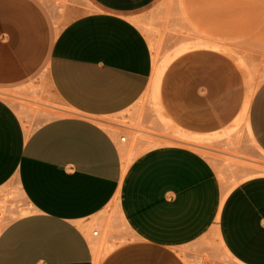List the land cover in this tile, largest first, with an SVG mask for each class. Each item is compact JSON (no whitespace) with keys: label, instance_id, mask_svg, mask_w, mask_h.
I'll list each match as a JSON object with an SVG mask.
<instances>
[{"label":"crops","instance_id":"1","mask_svg":"<svg viewBox=\"0 0 264 264\" xmlns=\"http://www.w3.org/2000/svg\"><path fill=\"white\" fill-rule=\"evenodd\" d=\"M155 1L68 0L60 12L55 0H0V264H94L87 229L110 206L99 264H264V174L222 199L213 164L178 139L137 151L124 175L119 141L97 121L150 88L153 49L136 16ZM234 67L202 48L171 61L161 99L184 133L239 116ZM32 87L62 108L28 132L4 94ZM248 124L264 151V82Z\"/></svg>","mask_w":264,"mask_h":264},{"label":"rangeland","instance_id":"2","mask_svg":"<svg viewBox=\"0 0 264 264\" xmlns=\"http://www.w3.org/2000/svg\"><path fill=\"white\" fill-rule=\"evenodd\" d=\"M67 1L55 0L60 12ZM79 1L90 8L89 0ZM136 21L161 62L177 47L195 43L190 44L193 45L190 49L213 50L233 61L234 80L243 87L245 102L264 82V0H156L138 12ZM160 82L156 93L150 85L147 93L125 113L103 118L113 126L107 129L117 138L120 148L128 151L130 162L139 150L160 141L180 139L213 164L225 191L263 172L264 151L250 135L246 122L232 126L238 117L221 131L208 135L210 137L193 136L184 140V129L162 103ZM38 90L32 87L27 92L6 93L7 100L18 108L30 130L57 115V109L62 108L43 100ZM122 134L127 136L125 142L120 141ZM116 211V206H110L104 216L94 220L87 229L90 242L96 241L104 255L111 246L108 238L113 233ZM94 230L99 231L96 237Z\"/></svg>","mask_w":264,"mask_h":264},{"label":"bare ground","instance_id":"3","mask_svg":"<svg viewBox=\"0 0 264 264\" xmlns=\"http://www.w3.org/2000/svg\"><path fill=\"white\" fill-rule=\"evenodd\" d=\"M207 42V41H206ZM205 41H204V43H206ZM198 43H201V41L200 42H198ZM212 43V42H211ZM190 44H194L195 45V43H189V44H185V45H182L181 47L179 46V47H177L178 49L177 50H175L172 54H170L165 60H164V62H161L160 60H159V54H158V52L156 51V50H154L153 49V56H154V66H153V68H154V70H153V75H152V81H151V85L154 87V89H155V93H156V89H157V86L159 85V82H160V80H161V78H162V76H163V74H164V72H165V70H166V68L168 67V65L171 63V61L172 60H174L178 55H180L181 53H183V52H185V51H187V50H189L191 47H193V45L191 46ZM203 44V43H202ZM208 43H206L205 45H207ZM212 44H214V43H212ZM212 44H209V46H212ZM199 46H201V45H199ZM223 51L225 52L226 50H224L223 49ZM227 52V51H226ZM229 52V51H228ZM232 56H234V54H231ZM230 55V56H231ZM239 61V60H238ZM253 93H254V91H252L251 93H250V95L248 96V99H247V101L245 102V105H244V107H243V109H242V111H241V114L238 116V118L234 121V123H233V125L232 126H235L236 124H238V123H241V122H246V126H247V128H248V131H249V133H250V135H251V132H250V128H249V124H248V108H249V103H250V100H251V98H252V95H253ZM146 94V93H145ZM144 94V95H145ZM4 97L5 98H7L6 97V94H4ZM158 99V98H157ZM156 99V100H157ZM156 107H158L157 105H156ZM157 109V108H156ZM158 111H159V109H158ZM159 113H160V111H159ZM163 112H161V114H162ZM166 117V116H165ZM97 121L101 124V125H103V126H105L106 128H108V127H113V126H111V123H109L108 121H106L105 119H102V118H100V119H97ZM168 121V120H167ZM25 126H26V128H27V131L29 132L30 131V129H29V127H28V124L27 123H25ZM231 128V127H230ZM114 129V128H113ZM115 130V129H114ZM229 130V129H228ZM182 135H183V138H184V140L185 139H188L189 137H193V135H191V134H187V133H182ZM208 137H210V136H208ZM180 138V137H179ZM195 138H196V136H195ZM190 139V138H189ZM211 140V139H210ZM168 141V140H167ZM190 141V140H189ZM198 141V140H197ZM209 141V140H208ZM160 142H158V144H159ZM174 143V142H173ZM161 144H162V142H161ZM177 144V143H176ZM164 145H166V143H164ZM168 145V144H167ZM180 145V144H179ZM198 145V144H197ZM161 146V145H160ZM171 146V145H170ZM177 146V145H176ZM154 147V146H153ZM190 147H192V146H190ZM194 147V146H193ZM156 148V147H155ZM153 149V148H152ZM187 149V148H186ZM192 151V150H191ZM198 151V150H197ZM128 152V151H127ZM124 149H122V154H123V169H122V171H123V174L124 175H126V173H127V171H128V167L130 166V159H129V157H128V153H127ZM196 153V152H195ZM215 169V168H214ZM262 170H263V172L261 173V174H263L264 173V167L263 168H261ZM123 174H122V176H123ZM216 176V175H215ZM218 177V176H217ZM122 179V178H121ZM221 183V182H220ZM222 185V184H221ZM223 186V185H222ZM220 189V188H219ZM230 190H228V191H225L224 189H223V195H222V199H224L225 197H226V195L228 194V192H229ZM220 193V192H219ZM221 197V196H220ZM115 201H116V198L114 199ZM120 201V200H119ZM112 203V202H111ZM110 203V204H111ZM116 204V203H115ZM119 204H120V202H119ZM217 214V213H216ZM219 214V213H218ZM216 218V217H215ZM91 246H92V249H93V252H94V264H99L100 263V261L102 260V258H103V256H104V254H102L101 253V249H100V246H99V244L96 242V241H91Z\"/></svg>","mask_w":264,"mask_h":264},{"label":"built area","instance_id":"4","mask_svg":"<svg viewBox=\"0 0 264 264\" xmlns=\"http://www.w3.org/2000/svg\"><path fill=\"white\" fill-rule=\"evenodd\" d=\"M126 140H127V136L122 134V135L120 136V141H121V142H125ZM98 232H99L98 230H94V231H93V235H98Z\"/></svg>","mask_w":264,"mask_h":264}]
</instances>
